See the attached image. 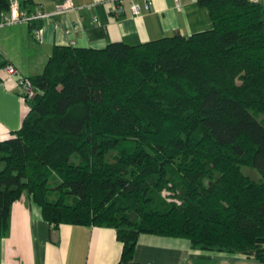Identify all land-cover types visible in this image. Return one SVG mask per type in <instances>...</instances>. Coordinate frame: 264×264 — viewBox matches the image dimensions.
Listing matches in <instances>:
<instances>
[{"label": "trees", "instance_id": "trees-1", "mask_svg": "<svg viewBox=\"0 0 264 264\" xmlns=\"http://www.w3.org/2000/svg\"><path fill=\"white\" fill-rule=\"evenodd\" d=\"M197 2L212 26L189 35L52 47L0 138V238L27 195L54 226L114 227L117 264L141 232L264 264V6Z\"/></svg>", "mask_w": 264, "mask_h": 264}, {"label": "crops", "instance_id": "crops-1", "mask_svg": "<svg viewBox=\"0 0 264 264\" xmlns=\"http://www.w3.org/2000/svg\"><path fill=\"white\" fill-rule=\"evenodd\" d=\"M64 0H24L31 11L38 4L52 10ZM74 6L46 20L0 23V60L13 64L23 75L39 73L56 44L102 47L110 41L144 42L179 32L189 35L212 26L208 9L197 0H72ZM131 1L139 4L133 12ZM264 6V0H257ZM114 4L121 10L112 12ZM79 24L67 32L65 26ZM41 24L40 35L32 26ZM18 74L0 67V138L12 135L29 106L22 99ZM122 243L116 229L107 225L49 223L40 205L23 195L11 204L9 227L0 238V264H117ZM126 264H259L243 252L194 247L179 236L141 232Z\"/></svg>", "mask_w": 264, "mask_h": 264}, {"label": "built area", "instance_id": "built-area-1", "mask_svg": "<svg viewBox=\"0 0 264 264\" xmlns=\"http://www.w3.org/2000/svg\"><path fill=\"white\" fill-rule=\"evenodd\" d=\"M177 8H181V0H174ZM150 1H145V6L149 7ZM74 6L72 0H64L60 3H56L52 10L45 9L41 4L34 7L33 10L27 11L20 6L19 0H9V8L0 12V23H10L14 21H26L32 22L35 20H46L50 18L54 13H62L67 9ZM131 8L133 12L137 13L140 10L139 4L135 1H131ZM121 10L120 5L114 4L112 12L117 13ZM79 29V24L74 23L69 26H65L67 32L76 31ZM32 30L36 35H40L42 30L41 24H35L32 26ZM2 70L8 74H18L17 84L20 88L21 96L24 101L26 98L31 97L35 92V88L29 76L20 74L18 69L11 63H5ZM26 97V98H25Z\"/></svg>", "mask_w": 264, "mask_h": 264}, {"label": "rangeland", "instance_id": "rangeland-1", "mask_svg": "<svg viewBox=\"0 0 264 264\" xmlns=\"http://www.w3.org/2000/svg\"><path fill=\"white\" fill-rule=\"evenodd\" d=\"M241 168H242V171H244V172H246V173H249V174H251V175L254 176V177H257V175L259 174L257 170L253 169V168L250 167V166L242 165ZM162 193H163L164 195H166V194L168 193V191L164 189V190L162 191Z\"/></svg>", "mask_w": 264, "mask_h": 264}]
</instances>
